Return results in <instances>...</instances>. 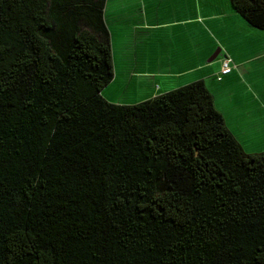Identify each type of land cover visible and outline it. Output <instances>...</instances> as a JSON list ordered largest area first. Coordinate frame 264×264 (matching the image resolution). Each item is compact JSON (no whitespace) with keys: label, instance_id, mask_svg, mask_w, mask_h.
<instances>
[{"label":"trees","instance_id":"obj_1","mask_svg":"<svg viewBox=\"0 0 264 264\" xmlns=\"http://www.w3.org/2000/svg\"><path fill=\"white\" fill-rule=\"evenodd\" d=\"M105 6L0 0V264H264V151L202 81L106 100Z\"/></svg>","mask_w":264,"mask_h":264},{"label":"crops","instance_id":"obj_2","mask_svg":"<svg viewBox=\"0 0 264 264\" xmlns=\"http://www.w3.org/2000/svg\"><path fill=\"white\" fill-rule=\"evenodd\" d=\"M104 17L114 68L106 100L137 104L202 81L239 144L254 134L264 145V31L229 0H106ZM224 58L233 68L218 80Z\"/></svg>","mask_w":264,"mask_h":264},{"label":"rangeland","instance_id":"obj_3","mask_svg":"<svg viewBox=\"0 0 264 264\" xmlns=\"http://www.w3.org/2000/svg\"><path fill=\"white\" fill-rule=\"evenodd\" d=\"M116 37H117V35L114 34V40L116 39ZM109 98L114 100L110 95H109ZM252 135L254 136L252 138L250 136L248 138H238L237 137V139L241 141V145L244 148V150L249 152V153H259L261 151H264V145H261L263 139L261 137L257 136V135H254V134H252Z\"/></svg>","mask_w":264,"mask_h":264},{"label":"built area","instance_id":"obj_4","mask_svg":"<svg viewBox=\"0 0 264 264\" xmlns=\"http://www.w3.org/2000/svg\"><path fill=\"white\" fill-rule=\"evenodd\" d=\"M232 68L233 67H232V64H231L230 60L227 59V58H224L222 60L221 69L216 74L217 79L219 80L222 76L229 74L232 71Z\"/></svg>","mask_w":264,"mask_h":264}]
</instances>
